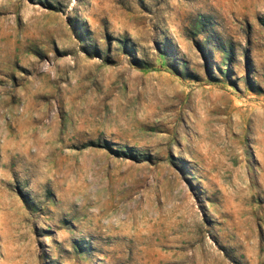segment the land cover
<instances>
[{"label": "rangeland", "instance_id": "1", "mask_svg": "<svg viewBox=\"0 0 264 264\" xmlns=\"http://www.w3.org/2000/svg\"><path fill=\"white\" fill-rule=\"evenodd\" d=\"M0 264H264V0H0Z\"/></svg>", "mask_w": 264, "mask_h": 264}]
</instances>
